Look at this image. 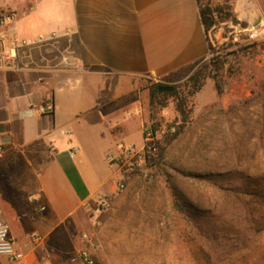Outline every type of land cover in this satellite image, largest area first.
Wrapping results in <instances>:
<instances>
[{
  "label": "crops",
  "instance_id": "0c3cea01",
  "mask_svg": "<svg viewBox=\"0 0 264 264\" xmlns=\"http://www.w3.org/2000/svg\"><path fill=\"white\" fill-rule=\"evenodd\" d=\"M7 7L0 10L8 13ZM20 10L6 26L8 51L16 40L42 35L57 34L58 43L26 47L30 69L0 65V208L29 264L45 262L46 250L50 264H69L83 249L95 259L108 234L140 206L126 202L138 194L139 179L117 190L107 155L134 130L144 134L142 77L158 82L209 56L200 6L198 0H28ZM46 102L52 109L39 112ZM81 232L88 246L76 251ZM0 264L12 263L0 255Z\"/></svg>",
  "mask_w": 264,
  "mask_h": 264
},
{
  "label": "rangeland",
  "instance_id": "374dc122",
  "mask_svg": "<svg viewBox=\"0 0 264 264\" xmlns=\"http://www.w3.org/2000/svg\"><path fill=\"white\" fill-rule=\"evenodd\" d=\"M202 1H227L237 18L236 8L249 20V24L239 20L245 25L225 21L209 32L213 53L199 66L214 65L211 59L221 53L225 91L220 94L215 79L209 77L204 88L189 98V122L167 146L155 168L157 178L135 177L138 194L126 202H140L134 208L138 215L124 218L122 229L108 234L110 238L97 247L100 256L94 254V264H264V34L240 31L241 26L257 29L264 20V0ZM27 2L0 0V5L20 13ZM197 67L158 82L175 84L186 93L188 77ZM156 82L149 76L139 80L141 101L146 124L157 126L165 145L169 126L181 122L182 116L173 97L160 95L166 105L152 103ZM142 139L134 130L126 141L139 145ZM227 174L233 177H219ZM239 184L245 191L236 192ZM174 188L188 202L215 212L217 225L205 235L190 233L173 208ZM79 239L76 251L88 246L83 232ZM68 263L87 264L70 258Z\"/></svg>",
  "mask_w": 264,
  "mask_h": 264
},
{
  "label": "built area",
  "instance_id": "2783aa9c",
  "mask_svg": "<svg viewBox=\"0 0 264 264\" xmlns=\"http://www.w3.org/2000/svg\"><path fill=\"white\" fill-rule=\"evenodd\" d=\"M16 13L9 11L8 13L0 10V65L14 70L30 69L34 66L32 61H26V47H42L54 46L58 43L57 34L50 37L42 35L36 39L14 41L12 47L8 51L4 47V43L9 39V33L6 26L10 21L15 19ZM257 31V33H254ZM241 32L249 33V35L264 34V20H262L257 29H251L246 26H241ZM52 109V103L46 102L39 106L38 111L44 113ZM174 128H170L173 132ZM160 143L161 136L157 131H154L153 126L146 124L144 127L143 143L141 146L119 142L116 150L107 155V161L114 167L116 175V189L124 190L127 188L129 182L135 178L140 177L148 181H154L157 178L155 168L160 162ZM3 151L0 145V152ZM74 153V151H72ZM109 205V200L104 198L100 201L101 209H106ZM36 242H40L42 237L36 236ZM0 255L9 259L12 264H29L28 254L17 246L16 240L11 232L10 224L4 218L3 212L0 208ZM52 256L51 250L45 251L46 261L40 264H50L49 259ZM74 262L83 261L87 264H94L90 250L83 249L72 256Z\"/></svg>",
  "mask_w": 264,
  "mask_h": 264
},
{
  "label": "trees",
  "instance_id": "16d2710c",
  "mask_svg": "<svg viewBox=\"0 0 264 264\" xmlns=\"http://www.w3.org/2000/svg\"><path fill=\"white\" fill-rule=\"evenodd\" d=\"M200 6V15L202 22L205 26L206 32L209 37V32L212 29H215L219 26L220 23L225 21H234L236 24L244 23L240 22L239 19L235 16L231 9V5L226 2L213 3L211 1L204 2L198 0ZM210 40V37H209ZM213 44L210 41V53H213ZM211 64H205L199 66L200 62L189 66L187 68L197 67L196 70L188 77L187 86L188 91L186 93L180 92L175 84L167 83L176 78L177 72L170 74L162 79L167 82H156L151 88V98L152 103L160 102L163 105H166V100H161L160 95H167L173 97L176 100L177 110L182 116L181 122L173 123L168 128V134L165 138V145L160 143V161L165 156V150L167 146L171 145L173 141L179 138V136L184 132L189 119H190V110H189V98L194 96L199 91H201L206 85L207 79L213 77L216 81V87L220 94L225 91L221 81L223 79L222 70L224 68L225 60L221 58V53L213 56L211 59ZM161 86H173L174 89L171 91L161 90ZM154 131H157L158 128L155 124H151ZM173 127L174 131L170 132V128ZM233 175H220L219 177L226 179ZM231 178V177H230ZM236 192L245 191V188L242 185L235 187ZM20 193L25 197L24 192L20 190ZM173 208L177 211L183 220H185L187 226L190 228L189 232L193 234L205 235L210 231L211 228H214L217 225V215L215 212L205 211L195 206L191 202L185 200L183 194L178 189H173Z\"/></svg>",
  "mask_w": 264,
  "mask_h": 264
},
{
  "label": "water",
  "instance_id": "95a60500",
  "mask_svg": "<svg viewBox=\"0 0 264 264\" xmlns=\"http://www.w3.org/2000/svg\"><path fill=\"white\" fill-rule=\"evenodd\" d=\"M160 89L165 90V91H171L174 89V87L173 86H161Z\"/></svg>",
  "mask_w": 264,
  "mask_h": 264
}]
</instances>
